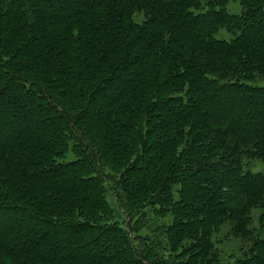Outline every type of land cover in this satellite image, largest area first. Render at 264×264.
<instances>
[{
	"label": "trees",
	"instance_id": "obj_1",
	"mask_svg": "<svg viewBox=\"0 0 264 264\" xmlns=\"http://www.w3.org/2000/svg\"><path fill=\"white\" fill-rule=\"evenodd\" d=\"M226 1L0 0V264H80L82 255L90 264H233L257 246L263 254L264 238L248 242L242 234L246 248L233 263L202 236L188 246L191 235L170 232L158 218L163 206L154 207L169 200L162 170L173 160V171L187 172L181 179L202 171L219 187L217 199L193 203L210 213L211 202L235 198L216 209L220 224L232 218L233 231L251 236L249 212L258 208L257 231H264V172L250 168L264 164V87L240 83L264 77V0H238L239 16L223 9ZM220 30L233 38H218ZM138 96L143 127L133 121ZM68 123L98 166L100 154L125 161L138 145L119 181L98 167L94 187L78 165L49 160L65 153ZM185 140L182 148L170 144ZM97 188L113 191L136 217L126 227L135 234L134 254L92 251L94 241L83 243L84 231L70 225L83 216L69 221L45 211L70 214L78 198L100 208ZM58 222L69 227L55 230Z\"/></svg>",
	"mask_w": 264,
	"mask_h": 264
},
{
	"label": "rangeland",
	"instance_id": "obj_2",
	"mask_svg": "<svg viewBox=\"0 0 264 264\" xmlns=\"http://www.w3.org/2000/svg\"><path fill=\"white\" fill-rule=\"evenodd\" d=\"M226 4L223 5V9L227 11L228 14L237 15L239 16L242 13V6L241 3L238 0H227L225 2ZM221 6H219L218 9H220ZM215 9V10H218ZM233 34H230L224 30H220L217 34V37L224 40H230L233 38ZM115 62V61H114ZM140 80H137L136 83L133 85V87H139ZM240 83L247 84V85H259L264 87V77L262 75H257V77H254L250 80L247 78L243 81H240ZM148 85H153V78L150 79L148 82ZM27 87H29V84H26ZM136 95V93H135ZM139 96H143L144 94L142 92L138 91ZM139 96L136 100L133 101L134 105V112L133 116L134 122H137V125L140 127H143V120H141L142 117V109L145 107V103L139 101ZM225 108V105H220V107L213 108V113L219 114L223 109ZM138 111V114H137ZM70 133L67 131L66 133V146L64 147L65 153L62 152L60 154H50L49 160L53 162L55 165H71L76 164L80 168L83 169L84 173L86 174L85 178L83 179L88 184H91L92 186L96 187L97 184L94 181V179L98 176L97 168L99 167L103 175L107 176L108 178H112L116 181L120 180L121 173L123 170L128 167L129 163L133 161V159L136 157V154L138 153V145L133 146L132 149L134 151L130 150V153L127 156V159L125 161H119L118 159L114 158L111 154H103L105 149L102 146H99L98 152L104 155L100 154L99 157V166L97 165L98 160L96 159V154H90L86 149L83 148V144L80 141V138L72 132L70 125L68 123ZM64 130L67 129V124H63ZM92 130L93 137L98 139H101V137L97 134L96 130ZM102 140V139H101ZM103 141V140H102ZM172 146H178L180 145V148H182L186 144V140L182 142L170 143ZM165 150V149H163ZM106 152V151H105ZM37 153V152H36ZM39 154V153H37ZM49 155V154H48ZM177 158L174 157V160ZM175 161L170 160L167 164V169L162 170L163 173V182L166 183L167 187L165 189L166 192H168L169 200H164L162 203H157V206L154 205V207L159 208L160 205L163 207H160L164 210L163 213H160L157 210L158 218H162L165 227L170 230L172 233H180L184 232L187 235H191L189 240H186V245L191 247H196V238L203 237L206 238L208 241H211V246L215 250L217 249L219 251L220 256H222L225 259L230 258L229 263H233L234 259H237L241 256L242 251L246 248L245 243L240 241V238L237 234H242L244 239L248 242L253 240H259V238H264V231L259 233L257 231L259 229V216H260V210L257 208H251L249 212V216L252 219V223L249 226L250 229L254 230V234H251V236L244 233V231H233V225L231 221H233L232 218H224L222 223L220 224V212H217L216 209H219L221 207L227 206L228 208L233 205L234 199L232 198L231 201H228L227 199H223L220 201L219 205L212 203V211L210 213L205 212L198 203H193L200 200V204L206 203V201H209L207 198L213 197L214 199H217L215 197V189H219V187L215 188L211 185V182L209 179H207V176L203 174L202 171L198 173V176H196V179L194 176L186 177L184 180L181 179V176L184 173L180 171H173L172 170V164ZM90 163L93 164V168L90 167ZM171 168V169H170ZM252 172L262 171L264 172V164L254 161L250 166ZM169 170L171 171L170 174H168ZM167 176V178H166ZM217 175H213L212 178L215 179ZM100 178V177H99ZM102 184V183H101ZM66 185H68V182L61 183V187L65 188ZM243 189V188H242ZM210 190V191H209ZM222 191H229L227 186H223L221 188ZM98 191V197L100 198L101 207H92L90 205V202H85L80 200L79 198L76 199L72 205L71 210H73L70 214H62L60 209H52V210H45L47 214H56L57 217H60L64 220H71L72 218L78 219L79 216L82 220L80 221L82 224L78 222V224H70L75 229H79V231H84L83 236L80 237V241L83 243L93 240L94 245L92 247V251H99L100 253H108L112 250V248H118L121 247L124 250L123 252L125 254L128 253V251H131L133 254L136 252L135 247H137V241L133 240V237H135V234H131L130 231L128 232L126 230V227L129 230V225H127V222L131 221V225L136 224V217L130 219L129 216H127V213L122 209L119 201L116 199V196H113L112 193L105 189V193L102 195L101 189L97 188ZM247 197L251 201L258 200L259 198L252 195V194H246ZM103 197V200H102ZM247 200H240V202H245ZM179 202V203H177ZM192 202V203H191ZM105 203V204H104ZM223 203V204H222ZM189 207L197 208V213H193L190 216L187 214H184V211L188 209ZM216 211V212H214ZM113 215L112 219H106L105 216ZM190 214V213H189ZM8 216V214H6ZM69 218V219H67ZM71 218V219H70ZM59 225L55 226V230H60L61 228H67L69 226L66 225V222H58ZM84 223V225H83ZM180 224V226H178ZM82 225L84 226V230L81 229ZM125 225V226H124ZM69 229V228H68ZM35 231V230H34ZM139 236L140 234L144 233V230L138 231ZM200 235H199V234ZM105 236V237H104ZM116 239H121L120 244L118 246H115V242L111 240V237ZM96 238V239H94ZM127 239V241H126ZM184 243V242H183ZM208 250V247L205 245L201 247L202 249ZM91 250V248L89 247ZM262 249L260 246L256 247V250H254L253 254L245 258L243 261L248 260V262H240L233 264H264V251L262 254ZM197 252V251H196ZM209 253V252H208ZM87 255H82L79 257L78 261L79 263L84 264H90L92 263L91 258L83 257ZM137 261H139L138 257ZM111 262H106L103 264H110Z\"/></svg>",
	"mask_w": 264,
	"mask_h": 264
}]
</instances>
